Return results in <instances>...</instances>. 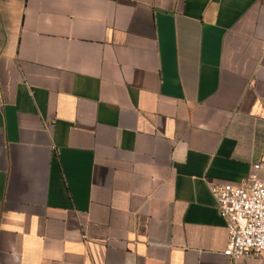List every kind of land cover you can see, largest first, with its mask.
<instances>
[{
	"label": "crops",
	"instance_id": "0c3cea01",
	"mask_svg": "<svg viewBox=\"0 0 264 264\" xmlns=\"http://www.w3.org/2000/svg\"><path fill=\"white\" fill-rule=\"evenodd\" d=\"M253 172L264 0H0V264H264L211 191Z\"/></svg>",
	"mask_w": 264,
	"mask_h": 264
},
{
	"label": "built area",
	"instance_id": "2783aa9c",
	"mask_svg": "<svg viewBox=\"0 0 264 264\" xmlns=\"http://www.w3.org/2000/svg\"><path fill=\"white\" fill-rule=\"evenodd\" d=\"M211 191L229 232L224 255L264 260V182L253 172L241 185L215 184Z\"/></svg>",
	"mask_w": 264,
	"mask_h": 264
}]
</instances>
